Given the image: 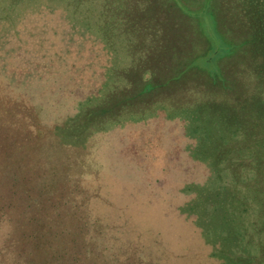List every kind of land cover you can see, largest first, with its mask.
I'll list each match as a JSON object with an SVG mask.
<instances>
[{"label":"rangeland","instance_id":"obj_1","mask_svg":"<svg viewBox=\"0 0 264 264\" xmlns=\"http://www.w3.org/2000/svg\"><path fill=\"white\" fill-rule=\"evenodd\" d=\"M242 1L262 20L264 0H0V112L13 117L0 264H161L152 244L162 264H220L214 218L234 262L261 264L243 208L260 207L264 174L205 135L215 113L223 144L244 128L233 142H263L264 55L243 42ZM224 40L236 49L218 57Z\"/></svg>","mask_w":264,"mask_h":264},{"label":"trees","instance_id":"obj_2","mask_svg":"<svg viewBox=\"0 0 264 264\" xmlns=\"http://www.w3.org/2000/svg\"><path fill=\"white\" fill-rule=\"evenodd\" d=\"M242 16H244V18L247 20L244 25L245 27L248 29V35L247 38H245V40L243 41L245 44L249 43V44H253V48H255V50H258L259 52V56H261V53L264 55V14L262 15V20L259 18L260 17V12L257 10H251V8L247 7V5L242 1ZM214 16H216V12L214 13ZM242 18V17H241ZM246 30V29H245ZM225 49H223L221 52H219V56L227 53V52H231L234 51L236 49V45L235 43H229L228 41H225ZM234 48V49H233ZM215 53H217L215 51ZM213 54V53H212ZM211 54V55H212ZM217 57V58H218ZM194 64V59H192L191 62H189V65ZM264 65V63H263ZM151 90V89H150ZM202 105V106H201ZM198 105L197 108H211L210 104L206 105V104H201ZM206 105V106H205ZM157 107H161V106H157ZM215 108V107H213ZM214 116H212V120H215L214 124L212 125L213 127H210V129L208 131H205V135H207L208 137H210V139H212V143L209 147V150H215V149H219L220 152H222L223 154H228L229 151L233 150L235 152V156L238 157L237 161H233L236 163H239L242 165V167L245 168V164H250L251 168V172L253 174V177L257 178V177H262L264 174V171L262 170L263 166H264V135H263V142H261L260 145H256L255 141H253L252 143L247 142L246 140L241 141V143H236L233 142L235 140L236 137H238L240 135V137L244 138L246 135L245 133H250V131L247 128L244 129H240L238 131V134H232L231 136L228 137V140L226 143L223 144L222 141H220L219 137H220V132L218 131V129L216 128V126L220 129L221 128V122L219 121L220 119H216L218 118L220 115L218 114H213ZM12 117V115H5L4 113L0 112V129H8L10 126L8 125L10 122V118ZM13 118V117H12ZM235 118L238 119V115L236 114ZM259 120V119H257ZM20 147H22V145H18L19 149ZM25 147V146H24ZM22 152V151H21ZM250 162V163H249ZM232 163V164H233ZM229 166V165H228ZM249 170V169H247ZM242 177L239 176L237 177V183L239 184V182L242 184L241 186H246V181L241 179ZM101 189H99L97 194H100V196H102V193H100ZM241 195H240V199L242 198H247L250 193H248V191L245 192L244 191H240ZM255 199L261 203L260 207H258V209H247V208H243V211H248V215L252 220V224H258L260 225V257H261V264H264V195L261 194L260 192H258L257 194L254 195ZM251 197H248V199ZM245 205V203H244ZM233 205L232 204H228L226 210L228 211H232L231 207ZM241 215V214H240ZM244 215V214H243ZM241 215V216H243ZM240 216V217H241ZM224 218V217H223ZM249 219V218H248ZM217 219L214 218L213 222L209 225L208 227V236L207 238L209 239V242H211L213 244V251L210 252V257L214 258V259H219L220 260V264H237L236 262H234V258L237 256V251L235 250V248H227L226 244L223 247H220L217 245V242H215L217 240L216 237H213V233L214 230L216 228H218L219 226L222 227V225H217L215 223ZM224 220L226 221V219L224 218ZM222 221H218V224H222L220 223ZM228 222V221H227ZM242 222H244V224H246V220H242ZM243 224V227H244ZM245 228L246 227L245 225ZM256 228V227H255ZM247 230V229H245ZM238 236H243L238 232ZM252 237H245V239H252L254 237V234L252 235ZM93 239V238H92ZM89 239H86L85 242H88ZM152 246L154 247V249H148V253H149V258L150 261L151 260H156L157 263H161L162 264V260L165 259L166 256V249H160V251L156 248L157 245L156 244H152ZM238 246V245H237ZM240 247V245H239ZM150 248V247H149ZM76 250L77 253L83 254L81 252H85L87 253L88 251H80ZM162 250V251H161ZM92 251H94V249H92ZM147 253V254H148ZM253 254V252L251 250L248 249L247 254H245L244 256H251ZM194 256L191 260V264L193 262ZM255 259V256L252 257V260ZM210 261V260H209ZM208 262V261H207ZM211 264L212 261H210ZM241 264H246L245 262H241Z\"/></svg>","mask_w":264,"mask_h":264}]
</instances>
